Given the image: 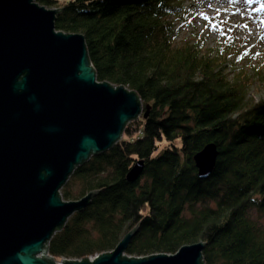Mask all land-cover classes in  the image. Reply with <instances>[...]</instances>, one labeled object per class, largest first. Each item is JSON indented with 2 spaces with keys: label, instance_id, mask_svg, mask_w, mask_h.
Returning <instances> with one entry per match:
<instances>
[{
  "label": "trees",
  "instance_id": "obj_1",
  "mask_svg": "<svg viewBox=\"0 0 264 264\" xmlns=\"http://www.w3.org/2000/svg\"><path fill=\"white\" fill-rule=\"evenodd\" d=\"M37 3L59 11L56 32L83 35L98 82L135 92L149 108L68 178L80 193L62 188L64 201L99 194L56 231L47 254L89 260L136 230L130 258L203 243V264H264V99L250 98V77L234 70L224 47L176 41L184 0ZM209 144L218 156L200 181L193 157ZM138 162L142 174L129 183Z\"/></svg>",
  "mask_w": 264,
  "mask_h": 264
},
{
  "label": "water",
  "instance_id": "obj_2",
  "mask_svg": "<svg viewBox=\"0 0 264 264\" xmlns=\"http://www.w3.org/2000/svg\"><path fill=\"white\" fill-rule=\"evenodd\" d=\"M58 12L37 0H0V264H55L48 242L99 194L64 201L68 178L148 115L135 92L96 80L83 35L56 32ZM216 150L209 144L193 157L200 181L211 176ZM143 166L128 172L129 183ZM135 235L91 261L59 264H203V243L173 256L127 257Z\"/></svg>",
  "mask_w": 264,
  "mask_h": 264
},
{
  "label": "rangeland",
  "instance_id": "obj_3",
  "mask_svg": "<svg viewBox=\"0 0 264 264\" xmlns=\"http://www.w3.org/2000/svg\"><path fill=\"white\" fill-rule=\"evenodd\" d=\"M182 5L176 41L200 40L212 51L224 47L234 70L250 77V98L264 99V0H184ZM227 73H232V67ZM79 188L67 183L63 187L73 195L80 193Z\"/></svg>",
  "mask_w": 264,
  "mask_h": 264
},
{
  "label": "built area",
  "instance_id": "obj_4",
  "mask_svg": "<svg viewBox=\"0 0 264 264\" xmlns=\"http://www.w3.org/2000/svg\"><path fill=\"white\" fill-rule=\"evenodd\" d=\"M65 260V259H64ZM89 260L91 261V260H93V258H89ZM60 262H55V264H59Z\"/></svg>",
  "mask_w": 264,
  "mask_h": 264
}]
</instances>
